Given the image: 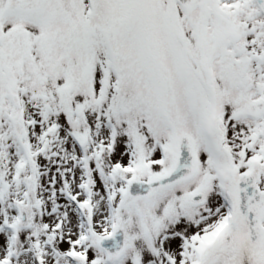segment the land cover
I'll list each match as a JSON object with an SVG mask.
<instances>
[{
    "label": "snow or ice",
    "instance_id": "6c2138e0",
    "mask_svg": "<svg viewBox=\"0 0 264 264\" xmlns=\"http://www.w3.org/2000/svg\"><path fill=\"white\" fill-rule=\"evenodd\" d=\"M0 264H264V0H0Z\"/></svg>",
    "mask_w": 264,
    "mask_h": 264
}]
</instances>
